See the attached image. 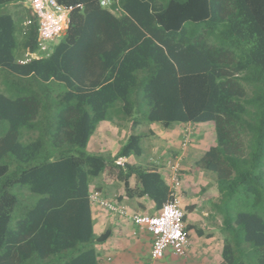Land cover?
<instances>
[{"label": "trees", "instance_id": "trees-1", "mask_svg": "<svg viewBox=\"0 0 264 264\" xmlns=\"http://www.w3.org/2000/svg\"><path fill=\"white\" fill-rule=\"evenodd\" d=\"M57 1L68 29L26 62L16 53L39 49L40 14L30 7L20 26L0 13V264H99L112 230L95 229L91 182L109 170L158 209L169 202L162 174L127 159L142 155L144 133L112 157L86 150L100 122L135 114L214 125L196 167L236 208L223 221L224 264H264V216L246 209L264 201V0ZM19 186L36 197L26 207Z\"/></svg>", "mask_w": 264, "mask_h": 264}, {"label": "crops", "instance_id": "crops-1", "mask_svg": "<svg viewBox=\"0 0 264 264\" xmlns=\"http://www.w3.org/2000/svg\"><path fill=\"white\" fill-rule=\"evenodd\" d=\"M112 2L110 0L105 5L110 6ZM8 5L18 6L19 9H16L15 13H18L19 25L24 26L29 19V2H25L23 6L17 3ZM32 13L30 11V14ZM112 122V120H106L98 124L90 144L93 152L106 151L110 157L115 156L134 133L133 131L141 126L139 133L145 134L144 151L142 155H131L127 159L133 165L158 170L171 189L174 187V182L167 161L172 156H182L181 161L184 167L179 175L178 188L181 205L185 211V232L190 238V244L184 255H179L172 249H166L154 256L152 251L154 235L147 226L139 225L131 219L92 205L97 233H103L107 229L112 230V235L107 242L98 245L99 264H224L222 254L226 236L224 238L223 221L218 217L217 207L214 206L219 197L211 192L215 186L210 185L208 181L203 182L204 176L197 177L196 172L198 169L196 162L216 141L214 142V137L207 139L205 135L203 136L207 133L201 131L199 134L200 131H197L199 135H194V139L191 144L187 143V147L180 131L183 127H201L212 125V123H181L165 127L161 123L133 121V128L130 130L132 132L129 135H119V127L123 128V131L128 130L123 124L116 125L114 128L111 125L114 124ZM145 126L147 131L142 128ZM214 183L217 186L216 181ZM130 184L135 189L139 187L136 174L131 176ZM91 190L99 191L104 198L117 202L135 213L155 216L161 210L157 208L156 202L150 196L140 195L138 192L129 193L125 183L111 170L92 179Z\"/></svg>", "mask_w": 264, "mask_h": 264}, {"label": "built area", "instance_id": "built-area-1", "mask_svg": "<svg viewBox=\"0 0 264 264\" xmlns=\"http://www.w3.org/2000/svg\"><path fill=\"white\" fill-rule=\"evenodd\" d=\"M109 1L102 0L104 5ZM29 4H31L30 7H32L33 14H40V30L42 35L50 34L55 36L66 32L69 27L70 10L68 8L59 4L57 0H29ZM185 136L184 144H187L190 141V135ZM181 159L182 156L178 155L175 158H169L167 161V165L172 171L174 187L171 189L169 202L155 216L132 212L119 203L104 198L97 190L91 192L90 200L92 205L148 227L154 235L152 246L154 256L159 255V253L166 249H172L175 253L184 255L190 244V238L185 232V211L181 205L178 188L179 175L182 169ZM122 160L124 159H120L119 162Z\"/></svg>", "mask_w": 264, "mask_h": 264}, {"label": "rangeland", "instance_id": "rangeland-1", "mask_svg": "<svg viewBox=\"0 0 264 264\" xmlns=\"http://www.w3.org/2000/svg\"><path fill=\"white\" fill-rule=\"evenodd\" d=\"M31 4H30V6H31ZM16 9H19L18 6L8 5L5 8L0 7V13H4V12L5 13H11L14 16V18L16 19L17 24L19 25V18L17 17L18 13L17 14L15 13ZM62 36H63V34L55 35V36L50 35V34L42 35L41 45H40L39 49L36 52L29 53L26 50L21 48L16 53L17 59L20 60V61L26 62V61H29V60H31L33 58L45 57V56L49 55L54 50V47L61 40ZM142 104H143V106L147 105V103L144 102V101H142ZM144 110L147 111L148 109L145 108ZM138 117H139V114H138ZM135 119H137V114H135L133 117L128 118V120H123V119L117 118V119H115L112 122L114 124H111V125L114 128L116 127V125H120V124L125 125V128L128 131H123V128L119 127V131H120L119 135H129L130 132H132L130 130H132V128H133L132 124H133V121H135ZM176 124H181V123H174V125H176ZM212 125H206V126H201V127H195V126L183 127V129L182 128L180 129V131L182 132L181 135H183V138H185L186 137L185 135L189 134L190 135V141L188 143L191 144L192 140L194 139V135H199V134H201V131H202L204 133H207V135L203 134V136L205 135V137H207V139H210V138L214 137V142H215V140H216V132H215V128L213 130V126L214 125L213 126ZM142 128H143L144 131H147V127L146 126L142 127ZM126 129H124V130H126ZM140 130H141V126H138L137 129L135 131H133V132L134 133H139V132H141ZM197 131L198 132L200 131V133L198 134ZM147 133H146V135H147ZM148 135H149V133H148ZM91 142H92V138H91V140L89 142L88 147L86 148L87 152H89L91 154H101L102 153V155H104V156H107V157L109 156V153L106 152V151H103V152H100V153L93 152L92 149L90 148ZM187 147H188V144H187ZM171 158H175V156H172ZM181 166L184 167L183 162L181 163ZM181 170L183 171V168ZM196 172H197V177L199 175L200 176H204V178H202L203 182L208 181L210 185H214L215 186L214 190L212 189L211 192L214 195H218L219 198H218V202L214 206L217 207L218 214H219L218 217H220V219L222 221H224L225 216L228 213L229 208L232 210V212H233L232 208H234L236 210V208L234 207L235 205L232 203V201L228 200L227 198L222 197V195L219 194L217 186L214 183V181H216V180H215V177L213 176V173L210 172L211 173L210 174L207 171H204L202 169L200 171L197 169ZM28 189L29 188L27 186H19V187L14 189V191L19 195L21 204L25 205L24 207H26L27 205L30 204V202H31V201L29 202L30 198H32V197H33L32 199L36 198V197H34V195ZM21 190L27 191L28 193H23L24 194L23 195L22 192H20ZM27 194H29V196H27ZM246 209L247 210H252V211L255 210V211L259 212L261 215L264 216V201L261 204H259V205H253V203H251V204H249L248 207H246ZM234 212H236V211H234ZM19 215H21V211L16 212L15 218L17 216H19ZM217 236L219 237V235H217ZM225 236H226V234L224 233V238H225ZM253 258H254V260H251L250 258H246L247 263L248 264H258L257 263V258L258 257H253Z\"/></svg>", "mask_w": 264, "mask_h": 264}]
</instances>
